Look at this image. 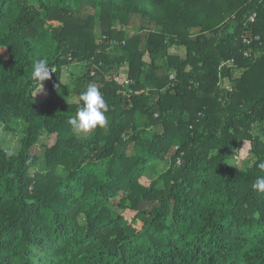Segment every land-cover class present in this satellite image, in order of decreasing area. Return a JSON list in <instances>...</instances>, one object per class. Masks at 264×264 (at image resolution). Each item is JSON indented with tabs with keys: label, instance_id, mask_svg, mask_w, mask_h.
Returning a JSON list of instances; mask_svg holds the SVG:
<instances>
[{
	"label": "trees",
	"instance_id": "1",
	"mask_svg": "<svg viewBox=\"0 0 264 264\" xmlns=\"http://www.w3.org/2000/svg\"><path fill=\"white\" fill-rule=\"evenodd\" d=\"M37 59L56 70L44 102ZM89 85L108 125L82 134L68 120ZM13 120L0 264H264V0H0V124Z\"/></svg>",
	"mask_w": 264,
	"mask_h": 264
},
{
	"label": "clouds",
	"instance_id": "2",
	"mask_svg": "<svg viewBox=\"0 0 264 264\" xmlns=\"http://www.w3.org/2000/svg\"><path fill=\"white\" fill-rule=\"evenodd\" d=\"M55 71L54 67L49 66L47 60L37 59L32 65V79L43 91L42 82L49 80L51 74L55 73ZM58 90L59 89L57 88V91ZM42 91H38L37 93ZM79 100L82 102L81 106L78 107L76 115L70 117L68 120L72 129L75 132L83 134L96 129L97 127L106 128L108 125V119L106 116L108 105L100 90L95 85H89L86 90L80 93ZM245 148L246 145L238 152V154H244ZM8 155L11 156L13 153L9 152ZM237 158H239V156ZM256 167L264 170V162L258 163ZM252 187L254 190L264 192V176L258 177Z\"/></svg>",
	"mask_w": 264,
	"mask_h": 264
},
{
	"label": "rangeland",
	"instance_id": "3",
	"mask_svg": "<svg viewBox=\"0 0 264 264\" xmlns=\"http://www.w3.org/2000/svg\"><path fill=\"white\" fill-rule=\"evenodd\" d=\"M173 52L176 53H182L183 51H179V49L173 50ZM125 71L122 70L121 72ZM71 72H73V76H71ZM80 76V71L79 68L73 69L72 71H64L63 76L61 79V85L65 84H74V82L77 80V78ZM121 81L123 78H119ZM38 91H42L41 88H39L35 92V96L37 99L41 102H44L45 99H52L55 97V90L53 93L51 92L49 86L47 84L43 85V91L40 93H37ZM10 132L6 131V129L0 124V148L1 149H6V150H11L13 152H18L19 147H20V142L25 136V124L23 122L18 121H11L10 125ZM254 133L256 135L260 134L257 127L254 130ZM54 143V138L52 136H46L43 135L40 138L39 143L35 147V152L40 155L44 152V149L47 147H50ZM239 156V158H237ZM241 157L242 154H238V152L233 153V157L229 161L230 164L232 165H241ZM158 163H153L151 166L148 168L146 175L148 177L154 176L156 169H157Z\"/></svg>",
	"mask_w": 264,
	"mask_h": 264
},
{
	"label": "built area",
	"instance_id": "4",
	"mask_svg": "<svg viewBox=\"0 0 264 264\" xmlns=\"http://www.w3.org/2000/svg\"><path fill=\"white\" fill-rule=\"evenodd\" d=\"M253 20H254V16L250 19V21L253 22ZM243 41H244V43H247V44H249L251 42L250 39H246V38L243 39ZM245 56H247V53H245ZM122 78H123L122 81L120 79H118L119 83L124 82L125 78L124 77H122ZM225 88L227 91H231L228 87L225 86Z\"/></svg>",
	"mask_w": 264,
	"mask_h": 264
}]
</instances>
